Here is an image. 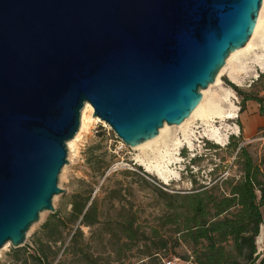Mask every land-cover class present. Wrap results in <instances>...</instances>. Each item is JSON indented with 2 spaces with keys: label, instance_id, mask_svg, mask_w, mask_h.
I'll return each mask as SVG.
<instances>
[{
  "label": "water",
  "instance_id": "95a60500",
  "mask_svg": "<svg viewBox=\"0 0 264 264\" xmlns=\"http://www.w3.org/2000/svg\"><path fill=\"white\" fill-rule=\"evenodd\" d=\"M262 2L0 0V249L54 211L86 103L129 147L180 125Z\"/></svg>",
  "mask_w": 264,
  "mask_h": 264
},
{
  "label": "rangeland",
  "instance_id": "374dc122",
  "mask_svg": "<svg viewBox=\"0 0 264 264\" xmlns=\"http://www.w3.org/2000/svg\"><path fill=\"white\" fill-rule=\"evenodd\" d=\"M258 49L253 47L249 53L240 56L239 61L238 58L229 66H226L227 57L225 65L219 71L220 73L224 69L219 83L214 82L208 87L211 88L209 98L216 104L226 108L231 103L237 107V117L224 123L233 129L228 133L226 144L217 145L200 134L201 128L196 129L193 148L180 149V160L171 167L177 177L167 184L145 172L137 163L139 151L125 145L103 121L92 120L87 113L85 128L77 132V139L74 137L67 143V163L61 169L57 183L61 193L52 199L54 211L40 213L39 220L29 229L21 247L27 252H33L35 244L40 240L44 245L50 246L49 258L54 260L53 264H91L83 260V254L92 258L94 264H139L144 243L151 245L157 241L158 236L170 235L169 226L164 225L161 218L164 201L160 199L158 189L169 194L196 189L213 180L216 165H219L217 175L228 179L240 178L241 171L236 161L237 149L234 148L237 142L238 146L246 147L256 161L264 155V117L259 115L258 104L248 103L245 111L239 113L241 97L227 85L230 82L249 95L264 98V72L253 66V71L245 76V72L253 65L254 53L260 51ZM231 75L240 82L233 80ZM200 92L202 95L204 90ZM227 92L230 93L228 99L225 98ZM216 124L219 126V123ZM236 127L238 131L234 132ZM230 137L233 139L230 140ZM229 142L232 146L228 148ZM75 194L82 199L90 197L88 204H91V219L96 215V223L91 227L80 226L82 234H78L72 244L69 242L76 225L72 227V231L71 225L67 228L60 226L58 231L61 233V242H47L43 225L54 214L66 219L70 212L69 202ZM130 220L133 222L135 240L128 243L131 247L129 250L124 246L126 241L122 231ZM261 232L264 234V227ZM143 234L149 240L144 242ZM173 245L171 237L164 259L178 257L183 260V257L190 255L184 246ZM11 248L7 245L0 249V264H32V261L26 262L24 258L15 260ZM257 249L264 254V239L257 243Z\"/></svg>",
  "mask_w": 264,
  "mask_h": 264
},
{
  "label": "trees",
  "instance_id": "16d2710c",
  "mask_svg": "<svg viewBox=\"0 0 264 264\" xmlns=\"http://www.w3.org/2000/svg\"><path fill=\"white\" fill-rule=\"evenodd\" d=\"M227 85L241 97L239 113L245 111L246 102L252 101L259 105V115L264 117L263 97L249 95L230 82ZM238 144L234 148L237 149L240 178L228 179L217 175L219 165H216L213 180L196 189L173 194L158 189L159 197L164 201L161 218L163 224L169 226L170 235L158 236L157 241L151 245L144 243L139 264H163L171 237L173 247L182 245L189 251L190 255L183 257V260L191 259L193 264H264V254L257 249V238L264 223L261 213L264 207V155L256 161L246 147ZM231 146L229 142L228 148ZM138 169L142 170L141 167ZM89 202L90 197L82 199L78 194L72 195L68 217L63 219L54 214L43 225L47 242H61V233L58 231L60 226L67 228L71 225L72 231L76 225L69 242L72 244L76 236L82 234L80 226L94 225L96 215L91 219ZM122 236L126 241L124 246L130 250L128 243L135 240L131 220L123 227ZM142 236L144 242L149 240L144 234ZM50 250L49 245L38 240L33 252L20 247L11 248V254L15 260L24 258L26 262L32 261V264H53L54 260L49 258ZM82 258L91 264L95 262L86 254Z\"/></svg>",
  "mask_w": 264,
  "mask_h": 264
},
{
  "label": "bare ground",
  "instance_id": "6f19581e",
  "mask_svg": "<svg viewBox=\"0 0 264 264\" xmlns=\"http://www.w3.org/2000/svg\"><path fill=\"white\" fill-rule=\"evenodd\" d=\"M262 4V10L260 9L261 12L258 15L257 23L249 41L243 48L230 53L226 62V66H229L233 61H237L240 56L249 53L253 47L259 48L260 51L254 53L252 59L253 65L250 67L249 71L245 72V76L253 71V66L264 72V0ZM239 60L240 58L238 61ZM222 71L220 73L218 72L219 75L217 78L215 77V84L219 83ZM231 78L236 82H240L233 75H231ZM210 89L211 88H208L202 92L203 97L201 102L191 115L180 125H168L164 123L159 129V134L156 138L141 145L131 147L140 152L136 157L137 163L143 167L147 173L154 175L162 183L167 184L172 178L177 177V173L171 169V167L180 160L179 151L181 148H193V138L197 133L196 129L201 128L202 131L200 134L215 144L220 146L226 144L228 133L232 128H228L224 123L226 120H233L237 117V107L231 103L227 104L228 106L226 108L219 106L209 98ZM229 96L230 93L227 92L225 98L228 99ZM81 113L78 131H82L85 128L87 113L91 115L92 120L101 121L99 118H93L92 108L88 103L83 106ZM216 120H218V122ZM216 123H219V126H217ZM237 131L238 128L236 127L234 132ZM78 135H75L74 139H77Z\"/></svg>",
  "mask_w": 264,
  "mask_h": 264
},
{
  "label": "built area",
  "instance_id": "2783aa9c",
  "mask_svg": "<svg viewBox=\"0 0 264 264\" xmlns=\"http://www.w3.org/2000/svg\"><path fill=\"white\" fill-rule=\"evenodd\" d=\"M163 264H193L191 259L189 260H182L180 258H172V259H168L166 261H163Z\"/></svg>",
  "mask_w": 264,
  "mask_h": 264
},
{
  "label": "crops",
  "instance_id": "0c3cea01",
  "mask_svg": "<svg viewBox=\"0 0 264 264\" xmlns=\"http://www.w3.org/2000/svg\"><path fill=\"white\" fill-rule=\"evenodd\" d=\"M248 103L255 104V102H252V101L246 102V104H248ZM245 107H246V105H245ZM261 213L263 215V220H264V207L261 208ZM263 225H264V223H263ZM263 227L264 226H262L261 229H260V234H259V237L257 238V243H261L263 241V239H264V234L261 232V230H263Z\"/></svg>",
  "mask_w": 264,
  "mask_h": 264
}]
</instances>
